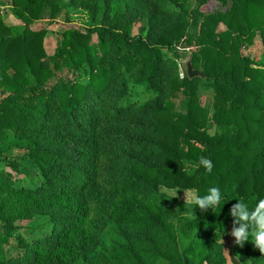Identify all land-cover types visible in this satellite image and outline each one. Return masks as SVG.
Instances as JSON below:
<instances>
[{
    "label": "trees",
    "instance_id": "trees-1",
    "mask_svg": "<svg viewBox=\"0 0 264 264\" xmlns=\"http://www.w3.org/2000/svg\"><path fill=\"white\" fill-rule=\"evenodd\" d=\"M145 1L153 43L129 34L127 11L140 4L132 0L89 7L85 0H12L24 24L19 33L0 14V264H220V235L239 227L233 198L250 199V208L264 199V63L242 54L258 37L264 45V0H233L224 16L195 10L198 38L189 36V22L168 12L190 0ZM87 8L110 14L107 26L59 32L54 53L49 32L32 30L63 14L72 26V16ZM222 21L228 30L216 39ZM193 46L206 67L215 55L221 60L219 68L207 67L208 82L175 75L179 48ZM132 82L150 95L168 89L196 98L201 88L212 89L221 96L219 119H234L238 129L210 136L207 111L195 103L186 115L172 101L141 113L123 102ZM140 151H156V161H144ZM202 156L212 161L211 172L186 170V161ZM161 186L200 195L220 186L231 200L219 214L202 212ZM93 207L102 215L100 235L85 228ZM35 215L49 218L50 229L15 225ZM241 250L248 264H264L254 243Z\"/></svg>",
    "mask_w": 264,
    "mask_h": 264
},
{
    "label": "rangeland",
    "instance_id": "rangeland-1",
    "mask_svg": "<svg viewBox=\"0 0 264 264\" xmlns=\"http://www.w3.org/2000/svg\"><path fill=\"white\" fill-rule=\"evenodd\" d=\"M95 0H85L90 6ZM119 1V0H118ZM133 2H139L140 4H135L133 9H129L127 11V18L131 21V27L129 30V34L134 38H143L149 39V43L154 42V36L156 29H154L151 25V22L145 16L149 14L150 7L149 3H146L145 0H132ZM203 0H190L185 7L173 6L168 9L170 12V16L174 18H184L186 22L191 24V28L189 29V36L193 38H198L200 36V28L202 20L198 19V22H194L193 12L202 8V11L207 13L208 15L217 14L224 16L228 12V8H230L233 4V0H228L227 6L221 5L216 0H212L211 3L206 4L207 6H202ZM146 3V5L144 4ZM113 8L115 10V5H110V9ZM13 6L12 0H0V14L3 18V21L7 26H10L15 29L14 32L19 33L23 30L24 24L13 14ZM167 12V13H168ZM161 18H164L166 15L160 13ZM111 17L110 14H106V12H101L100 15L94 13L89 8L84 9L79 13H75L72 18L74 19V23L72 26L66 23V17L63 14L57 19H50L48 17L42 19L41 21L36 22L32 26L33 31H48L49 36L46 39V46L49 53H54L56 47V37L59 32H63L68 28H87L89 26H107V21ZM111 19V18H110ZM155 23V22H154ZM154 33H153V29ZM228 30L227 24L223 21L217 25L216 27V39H218V35L222 32ZM96 41V39H95ZM256 44L254 47L249 50L243 49L242 54L244 56H250L253 59H256L262 63H264V45L261 42V38H257ZM227 48L226 45H224ZM180 50V58H176L175 63L177 64V76L181 79L184 78V70L183 64L187 63L192 58L193 68L199 74H204L207 71V67L210 69L219 68L222 66L221 60L218 55H215L214 59L209 61V65L206 67V62L203 60V56L198 49L197 46L189 47V48H179ZM232 62H235V59H231ZM229 62V63H232ZM226 66V65H225ZM169 74V73H168ZM206 82H208L207 78H205ZM131 89L129 94L124 98L123 102L126 104H134V108L139 112H145L147 109L154 108L155 106H163L167 104V102L172 101L175 104V112L186 115L190 109V107L195 103L198 107L205 109L208 115V125L207 130L210 136L216 135H225L228 130H236L238 127H235L236 121L234 119H228L224 124L219 119L220 114L219 110H223L221 108V102H219L220 97L217 93L212 89L201 88L196 94V98H191L185 96L183 93H179L177 95H172L169 90H165L163 93L158 95L146 94L145 91L141 88L136 87L133 82L131 83ZM1 97V96H0ZM3 98V96L1 97ZM193 100V101H192ZM221 108V109H220ZM218 117V118H217ZM220 121V122H218ZM138 135L142 136V132H139ZM145 138H148L152 142L153 139L151 135H144ZM184 147V146H183ZM18 154V153H13ZM138 154L144 159V161L149 163H154L156 159L152 156V154H158L156 151H140ZM26 185L32 186L33 183L31 181H24ZM175 188H168L165 186H161V192L177 199L180 202L186 203V194L183 190H179L178 193ZM91 217L86 225V230L90 233V235H100V230L103 229L102 215L100 213V209L97 207L91 208ZM46 223V229H50L51 225L49 222V218L42 217V215H35L31 220H21L16 222V226H20L22 228L30 227V226H42ZM3 225L0 221V226ZM232 230H227L225 234L220 235L219 242L225 244V248L223 253L219 258L220 264H248L245 257L243 256L241 247L234 243L235 238L231 235ZM111 238L110 228L107 227L102 232L100 239L102 242H108Z\"/></svg>",
    "mask_w": 264,
    "mask_h": 264
},
{
    "label": "clouds",
    "instance_id": "clouds-1",
    "mask_svg": "<svg viewBox=\"0 0 264 264\" xmlns=\"http://www.w3.org/2000/svg\"><path fill=\"white\" fill-rule=\"evenodd\" d=\"M185 165L186 170L190 169L193 174L201 166L208 172H211L213 168L212 161L203 156L199 158L198 163L186 161ZM179 190L185 192L186 204L190 209L199 208L202 212H208L210 209L212 212L219 214L224 205L231 200L227 198L225 190L220 186L209 187L204 195H200L194 189L181 188L176 190L177 193ZM233 199H237L238 203L232 206L230 214L235 218L234 223L239 224V227H234L231 232V235L235 238L234 243L242 248L245 242H252L261 253H264V199L256 202L254 208L249 206L250 199ZM193 206H195V209H193ZM217 209H220V211H217ZM188 215L191 216V211ZM218 224L223 226L222 223Z\"/></svg>",
    "mask_w": 264,
    "mask_h": 264
},
{
    "label": "water",
    "instance_id": "water-1",
    "mask_svg": "<svg viewBox=\"0 0 264 264\" xmlns=\"http://www.w3.org/2000/svg\"><path fill=\"white\" fill-rule=\"evenodd\" d=\"M183 70L188 76H192V77L200 76L202 78H205L203 74H199L196 70H194L192 58L187 63L183 64Z\"/></svg>",
    "mask_w": 264,
    "mask_h": 264
}]
</instances>
